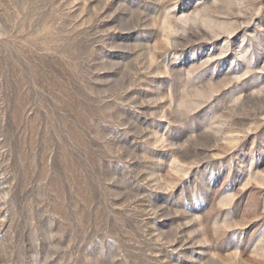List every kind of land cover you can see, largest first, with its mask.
I'll use <instances>...</instances> for the list:
<instances>
[{"label":"rangeland","instance_id":"rangeland-1","mask_svg":"<svg viewBox=\"0 0 264 264\" xmlns=\"http://www.w3.org/2000/svg\"><path fill=\"white\" fill-rule=\"evenodd\" d=\"M0 264H264V0H0Z\"/></svg>","mask_w":264,"mask_h":264}]
</instances>
